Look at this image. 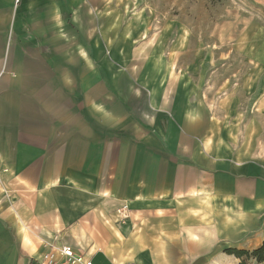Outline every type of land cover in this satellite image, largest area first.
Masks as SVG:
<instances>
[{"label": "crops", "instance_id": "0c3cea01", "mask_svg": "<svg viewBox=\"0 0 264 264\" xmlns=\"http://www.w3.org/2000/svg\"><path fill=\"white\" fill-rule=\"evenodd\" d=\"M125 4L0 0V264L62 246L93 264H239L226 250L264 242V109L173 61L127 76L136 56H111Z\"/></svg>", "mask_w": 264, "mask_h": 264}, {"label": "rangeland", "instance_id": "374dc122", "mask_svg": "<svg viewBox=\"0 0 264 264\" xmlns=\"http://www.w3.org/2000/svg\"><path fill=\"white\" fill-rule=\"evenodd\" d=\"M125 3L126 52L111 56L127 61L136 56L141 67L127 69V76L156 77L161 68L150 67V62L161 66L159 61H170L172 66L173 61L172 73L204 82L209 94L232 91L239 95L241 108L264 109V0ZM260 121L264 127V117Z\"/></svg>", "mask_w": 264, "mask_h": 264}, {"label": "built area", "instance_id": "2783aa9c", "mask_svg": "<svg viewBox=\"0 0 264 264\" xmlns=\"http://www.w3.org/2000/svg\"><path fill=\"white\" fill-rule=\"evenodd\" d=\"M22 0H14L15 5L18 6ZM0 170H1V157H0ZM59 254L65 259L66 264H93L92 260L87 259L82 254H77L71 247L62 246L53 248L52 252L45 255V264H59L56 255Z\"/></svg>", "mask_w": 264, "mask_h": 264}, {"label": "trees", "instance_id": "16d2710c", "mask_svg": "<svg viewBox=\"0 0 264 264\" xmlns=\"http://www.w3.org/2000/svg\"><path fill=\"white\" fill-rule=\"evenodd\" d=\"M226 253L234 255L239 264H264V242L254 250L228 249Z\"/></svg>", "mask_w": 264, "mask_h": 264}]
</instances>
